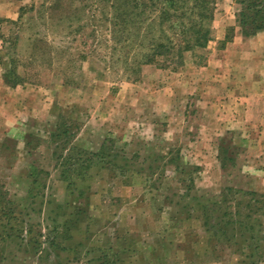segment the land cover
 <instances>
[{"label": "rangeland", "instance_id": "obj_1", "mask_svg": "<svg viewBox=\"0 0 264 264\" xmlns=\"http://www.w3.org/2000/svg\"><path fill=\"white\" fill-rule=\"evenodd\" d=\"M175 1L188 23L193 0ZM214 1L205 48L136 69L170 27L159 33L158 6L17 0L18 18H0V264H100L104 253L110 264L251 263L253 249L206 232L196 210L225 188L264 200V131L247 141L245 125L228 123L240 100L227 96L264 74V50L228 55L241 5ZM104 140L86 169L59 160ZM253 216L264 264V215Z\"/></svg>", "mask_w": 264, "mask_h": 264}, {"label": "trees", "instance_id": "obj_2", "mask_svg": "<svg viewBox=\"0 0 264 264\" xmlns=\"http://www.w3.org/2000/svg\"><path fill=\"white\" fill-rule=\"evenodd\" d=\"M135 6L146 7L153 5L160 8L159 13V33L162 32V25L169 23L170 27L167 28L166 38L164 43L154 41L151 43L148 51H144L141 55L136 56L132 62L135 69L139 65L144 64H155L158 58H166L167 65L170 63L180 64L182 63L183 53L185 51H193L199 48H205L208 40L211 38V31L209 27V21L213 18L215 10L214 0H199L194 2V11L188 18V23H185L178 16L177 10L174 9L175 0H130ZM241 5L239 12L236 14V25L239 27V31L244 36H251L256 34L258 31L264 30V0H236ZM130 3V2H129ZM173 10L170 13L169 8ZM127 23H130V17H128ZM140 28L142 23L145 21L144 17H141ZM139 24V22H138ZM139 29V28H138ZM144 29V27H143ZM146 30V28H145ZM139 31V30H138ZM145 35L148 31H144ZM141 33V31H139ZM171 33V35H168ZM234 28L228 27L225 39L221 42V46L224 47L226 42L230 41L233 37ZM143 35V33H142ZM165 35V34H163ZM159 39V38H158ZM139 47L138 43L132 44L130 50H134ZM124 49V47L122 48ZM168 62V63H167ZM166 65V66H167ZM57 130H59L57 128ZM63 134L66 136L68 133L55 135L59 136ZM105 140L101 145L97 153H85L81 149H74L75 155L61 154L59 160L61 162L72 165L75 163L77 166V172L80 169H86L87 163L92 161L93 156L103 155ZM74 156V157H73ZM58 162V161H57ZM80 173L75 175V178H79ZM69 184L73 182L72 175H69ZM82 178V177H80ZM82 191H79L77 196H80ZM263 194H258L255 191H241L234 188H225L224 191L219 195V199L212 201H204L197 207L198 214L202 218V224L206 232L212 233L217 238H222V241L233 240L234 244H238L239 248L248 247L253 249V253H246V257L251 260L250 264H255L256 251L259 247V241L255 235L256 225L254 224L253 214L262 212L264 215V200H262ZM194 200V199H193ZM77 211L80 213L82 210L78 207ZM190 212V211H189ZM236 232H239L238 234ZM246 233L250 234L245 237ZM239 237V238H237ZM242 243V244H240ZM240 244V245H239ZM109 254H102L98 257L101 261L100 264H110L108 260ZM115 257V255H112ZM258 260H264L257 256ZM117 261L111 259V264H119Z\"/></svg>", "mask_w": 264, "mask_h": 264}, {"label": "crops", "instance_id": "obj_3", "mask_svg": "<svg viewBox=\"0 0 264 264\" xmlns=\"http://www.w3.org/2000/svg\"><path fill=\"white\" fill-rule=\"evenodd\" d=\"M0 18L11 22L18 18L17 0H0ZM226 43L225 50H227L228 55L239 54V52H242L243 49H245V52H251L254 56V60H256L255 55L257 51L255 50H264V30L258 31L256 34L251 36H244L240 33L239 27L237 26L235 28V36L233 35L231 40ZM263 60L264 55L261 53L260 61L255 62L258 64L259 62H263ZM243 82L245 84L243 94L235 96L233 93L229 95L227 94V96H229L228 98L233 97L234 100H240V102L234 101L238 105L239 113L234 114V112H231L229 114V118H232L233 116V122L228 120V123H241L245 125V128L248 131L247 141L255 146L256 144L258 145V143L260 144L262 141L259 142L256 138H253V131H255V129H262L264 131V74H260L259 71H256L252 75L244 76ZM228 101L231 100H224L223 103ZM221 116L218 117V119H221ZM262 140V145H264V138H262Z\"/></svg>", "mask_w": 264, "mask_h": 264}]
</instances>
